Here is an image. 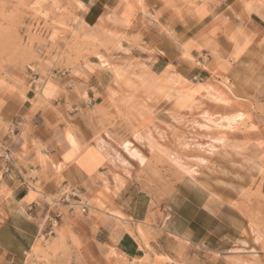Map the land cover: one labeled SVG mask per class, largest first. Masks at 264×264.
Returning <instances> with one entry per match:
<instances>
[{
  "label": "rangeland",
  "instance_id": "1",
  "mask_svg": "<svg viewBox=\"0 0 264 264\" xmlns=\"http://www.w3.org/2000/svg\"><path fill=\"white\" fill-rule=\"evenodd\" d=\"M156 1L161 13L170 9L181 16L183 12L192 15L199 4L212 10L221 0ZM237 1L241 5L246 2ZM148 8L141 2L139 11L146 15ZM86 12L87 9L81 11L76 7L75 0H0V106L9 98L26 105L28 96L43 94L47 84L51 85V93L45 97L57 95L64 90L54 85L58 73L66 70L73 74L83 66H90L106 77L104 93L109 100L106 111H91L97 121L93 141L108 156L106 170L97 176L100 187L93 198L79 194L80 197L72 196L68 205H63L66 203H60L62 196L71 195L72 190L62 187L61 167L46 149L41 145L30 149L27 143L20 155L10 151L12 160L21 156L19 164L25 166L26 157L34 152L32 162L39 169L16 174L39 193L45 204L55 210L59 208L64 215L61 220L56 218L45 225L23 264H161L168 258L157 255L150 245L156 238L150 229L153 213L135 225L115 215L110 225L106 222L110 218L104 215L105 204L125 180L134 179L147 188L151 206L155 207L158 199L184 176H195L202 170L213 173L215 184L231 192L233 205L249 218V233L255 241L264 242L262 61L251 63L248 68L250 91L238 90L227 75L230 64L215 60L205 67L211 78L202 85L204 90L196 99L179 95L176 86L183 77L171 65L161 73L152 72L149 66L152 47L140 35L124 34L123 41L107 38L92 29ZM226 12L219 18L230 23L231 17ZM203 34L182 45L181 57L194 65L198 63L190 55V49L200 50L206 44ZM183 96L184 111L172 120L158 116L165 102ZM147 115L152 116L151 121L139 128L140 120ZM3 126L5 130L7 124ZM71 128L67 125L64 133L78 145ZM42 180L60 185L59 190L53 195L46 193ZM77 198L88 205L86 213L80 212ZM88 219L93 220L88 223ZM104 227L110 230L109 238ZM123 233L131 234L139 244L134 258L115 248V241ZM176 245L180 255L181 246L187 243L177 239ZM203 259L206 264H245L248 259L264 264V252L238 255L206 251ZM177 263L185 264L183 260Z\"/></svg>",
  "mask_w": 264,
  "mask_h": 264
},
{
  "label": "crops",
  "instance_id": "2",
  "mask_svg": "<svg viewBox=\"0 0 264 264\" xmlns=\"http://www.w3.org/2000/svg\"><path fill=\"white\" fill-rule=\"evenodd\" d=\"M141 2L149 6V14H141ZM159 6L156 0H86L85 16L92 29L107 38L115 40L124 39V34L140 35L152 47L149 64L152 72L161 73L171 65L183 77L176 86L181 92L179 95L183 93L196 99L204 90L202 85L211 78L205 67L215 60L227 61L230 64L227 75L237 89L250 91L247 78L250 64L262 61L260 66H264V18L258 11L246 13L237 0H221L212 10L199 4L192 15L183 12L181 16L170 9L161 13ZM229 6L233 12L227 10ZM224 12L230 15V23L219 18ZM126 22L131 23V27ZM200 33H204L206 44L200 50L190 49L198 66L181 55L182 45ZM92 69L83 66L73 74L66 70L58 73L54 85L64 90L50 98L43 94L28 96L30 100L26 105L9 98L0 106V142L18 155L27 143L30 149L41 145L61 167V185L69 187L73 197L83 194L93 198L100 187L97 176L108 165L107 154L93 141L97 121L91 112L108 108L109 100L104 93L106 77ZM192 88L194 90L190 91ZM176 97L165 102L158 116L172 120L185 110L184 96ZM151 117L147 115L141 119L139 128L150 122ZM4 124H7L5 130ZM67 125L72 127L78 145L74 146L64 133ZM70 152L73 159L66 162L64 157ZM33 156L31 152L26 157V166L19 164L21 156L14 157L13 174L10 169L0 180V264H23L42 229L53 219L64 217L59 208L55 210L45 204L39 193L16 174L39 169L32 162ZM215 179L213 173L204 170L195 176H184L158 199L155 207L151 206L152 197L147 188L134 179H127L105 204L104 215L110 218L106 222L111 225L112 216L119 215L125 222L135 225L151 217L152 212L154 223L150 229L156 238L150 245L155 247L157 255L168 258L161 264H178L177 261L182 260L185 264H206L203 259L206 251L238 255L263 253L264 242L258 243L249 233V218L233 205L231 192L219 188ZM41 184L51 195L60 188L52 181L42 180ZM92 220L88 219V223ZM103 229L109 238V228ZM177 239L187 243L181 246V256L176 251L179 249ZM115 242V248L123 254L131 258L138 254L139 244L131 234L123 233ZM252 261V264L260 263L257 259Z\"/></svg>",
  "mask_w": 264,
  "mask_h": 264
},
{
  "label": "snow or ice",
  "instance_id": "3",
  "mask_svg": "<svg viewBox=\"0 0 264 264\" xmlns=\"http://www.w3.org/2000/svg\"><path fill=\"white\" fill-rule=\"evenodd\" d=\"M75 5L78 7L81 11L86 10V0H75ZM243 9L245 10L246 13L252 14V13H257L264 18V0H246L242 4ZM262 45H264V41H262ZM69 140H72V137L69 136ZM73 145L75 146V141L72 140ZM73 159V153H68L65 155L64 160L66 162L71 161ZM259 243V241H258Z\"/></svg>",
  "mask_w": 264,
  "mask_h": 264
},
{
  "label": "built area",
  "instance_id": "4",
  "mask_svg": "<svg viewBox=\"0 0 264 264\" xmlns=\"http://www.w3.org/2000/svg\"><path fill=\"white\" fill-rule=\"evenodd\" d=\"M227 82L229 83L230 80L228 79ZM0 160H1V167H0L1 176L0 177H2V175H4L5 173L10 172V169L12 171L13 164H12V155H11L9 147L5 146L1 142H0ZM62 197L64 198V201L67 204L70 198H72L71 195H66V194L63 195ZM75 201L80 204L79 206L80 212L86 213L88 205L84 202H81L80 198H77V200Z\"/></svg>",
  "mask_w": 264,
  "mask_h": 264
},
{
  "label": "bare ground",
  "instance_id": "5",
  "mask_svg": "<svg viewBox=\"0 0 264 264\" xmlns=\"http://www.w3.org/2000/svg\"><path fill=\"white\" fill-rule=\"evenodd\" d=\"M121 40V39H120ZM42 89V88H41ZM42 93L44 94V96H46V97H48L49 95H50V93H51V85L50 84H47V85H45V87L43 88V91H42ZM119 217V216H118ZM259 240V239H258ZM262 248V247H261ZM264 249V248H263ZM253 260V259H252ZM257 262H259V261H257ZM245 264H252V262H250V260L249 261H247L246 260V262H244ZM258 264V263H257ZM260 264V263H259Z\"/></svg>",
  "mask_w": 264,
  "mask_h": 264
}]
</instances>
